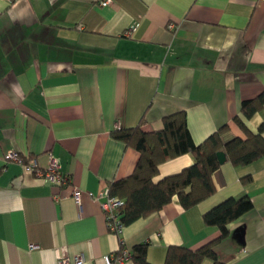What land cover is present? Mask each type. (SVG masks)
Returning <instances> with one entry per match:
<instances>
[{
    "label": "crops",
    "instance_id": "0c3cea01",
    "mask_svg": "<svg viewBox=\"0 0 264 264\" xmlns=\"http://www.w3.org/2000/svg\"><path fill=\"white\" fill-rule=\"evenodd\" d=\"M97 1L0 0V264L79 255L103 264L121 243L147 244L148 263L164 264L170 246L196 250L217 239L203 214L242 196L253 209L215 252L225 264H264V157L248 166L226 159L211 174V197L189 210L174 199L120 237L107 231L97 199L139 159L117 130L160 131L165 117L184 112L199 145L223 126V143L245 139L236 116L251 133L264 124V108L250 119L240 113L264 91V1ZM10 153L41 170L53 158L68 181L44 182ZM192 164L189 154L167 160L154 180Z\"/></svg>",
    "mask_w": 264,
    "mask_h": 264
},
{
    "label": "trees",
    "instance_id": "16d2710c",
    "mask_svg": "<svg viewBox=\"0 0 264 264\" xmlns=\"http://www.w3.org/2000/svg\"><path fill=\"white\" fill-rule=\"evenodd\" d=\"M263 108L264 91L256 98L242 102L240 113L244 119H250ZM233 121L243 131L245 139L234 137L223 143L221 137L228 131V127L223 126L196 145L184 112L165 117L160 131L145 133L137 126L113 132L115 138L139 153L131 175L107 184L109 196L123 202L119 209L123 225L159 212L174 199L184 210H189L211 197L215 193L211 174L220 166L216 158L219 151L224 152L233 166H248L264 157V124L259 126L256 133H251L237 116ZM186 154L193 158L191 166L159 181L154 180L160 164ZM22 161L28 163L27 159L22 158ZM250 181L249 176L242 179L243 183ZM252 209L253 204L248 196L228 198L214 206L203 214L202 221L205 226L218 228V238L196 250L170 246L164 264H202L206 260L212 264H225L218 260L215 246L229 236V225ZM147 247V244H138L131 248V264H149Z\"/></svg>",
    "mask_w": 264,
    "mask_h": 264
},
{
    "label": "built area",
    "instance_id": "2783aa9c",
    "mask_svg": "<svg viewBox=\"0 0 264 264\" xmlns=\"http://www.w3.org/2000/svg\"><path fill=\"white\" fill-rule=\"evenodd\" d=\"M264 1V0H261ZM111 0H98L97 5L100 7L107 6ZM174 28L173 24L168 25V29L172 30ZM8 158L23 163L22 159L15 153H10ZM25 170L35 177L39 178L44 182H50L54 185L60 186L63 185L64 182L68 181V179L60 173V163L51 158L50 163L45 170H41L37 167L36 163H27L24 165ZM71 196L75 203L80 206V192L74 188L71 192ZM99 204L101 211L103 212L107 231L110 234H113L117 237H120L124 228V225L119 216V209L122 206L123 202L115 197H110L108 193V189H105L98 195ZM34 248V247H31ZM85 259L83 256L79 255L70 259L66 256H62L58 259L57 264H84ZM103 264H131V252L126 249L122 243L120 248L110 254L103 257Z\"/></svg>",
    "mask_w": 264,
    "mask_h": 264
},
{
    "label": "water",
    "instance_id": "95a60500",
    "mask_svg": "<svg viewBox=\"0 0 264 264\" xmlns=\"http://www.w3.org/2000/svg\"><path fill=\"white\" fill-rule=\"evenodd\" d=\"M216 158H217L219 165L223 164L226 161V156L224 152L222 151H219L216 153Z\"/></svg>",
    "mask_w": 264,
    "mask_h": 264
}]
</instances>
